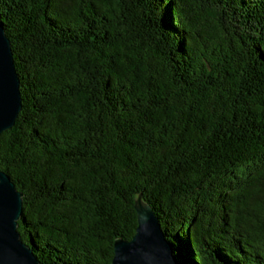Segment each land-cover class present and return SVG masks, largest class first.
Returning a JSON list of instances; mask_svg holds the SVG:
<instances>
[{"label": "trees", "instance_id": "1", "mask_svg": "<svg viewBox=\"0 0 264 264\" xmlns=\"http://www.w3.org/2000/svg\"><path fill=\"white\" fill-rule=\"evenodd\" d=\"M0 23V170L40 263L110 264L142 190L181 264H264V0H0Z\"/></svg>", "mask_w": 264, "mask_h": 264}, {"label": "water", "instance_id": "2", "mask_svg": "<svg viewBox=\"0 0 264 264\" xmlns=\"http://www.w3.org/2000/svg\"><path fill=\"white\" fill-rule=\"evenodd\" d=\"M21 109L19 79L10 41L0 23V134L10 129ZM134 198L137 225L129 240L115 239L110 264H181L161 228L153 209ZM23 194L9 175L0 170V264H42L17 230Z\"/></svg>", "mask_w": 264, "mask_h": 264}]
</instances>
